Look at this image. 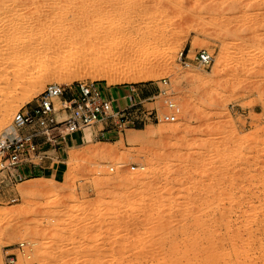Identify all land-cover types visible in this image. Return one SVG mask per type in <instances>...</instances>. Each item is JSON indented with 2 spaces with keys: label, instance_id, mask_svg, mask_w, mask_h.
<instances>
[{
  "label": "rangeland",
  "instance_id": "374dc122",
  "mask_svg": "<svg viewBox=\"0 0 264 264\" xmlns=\"http://www.w3.org/2000/svg\"><path fill=\"white\" fill-rule=\"evenodd\" d=\"M111 1L0 0V44L26 47L0 55L4 126L49 83L95 81L143 100L163 77L181 117L90 128L61 171L1 192L0 264L19 241L32 245L24 264H264V0ZM143 29L161 41L145 43ZM182 49L213 62L183 68ZM140 52L144 78L129 67Z\"/></svg>",
  "mask_w": 264,
  "mask_h": 264
},
{
  "label": "built area",
  "instance_id": "2783aa9c",
  "mask_svg": "<svg viewBox=\"0 0 264 264\" xmlns=\"http://www.w3.org/2000/svg\"><path fill=\"white\" fill-rule=\"evenodd\" d=\"M189 52L182 49L176 55L183 68L206 69L213 62L212 54L205 49L195 51L192 56ZM156 84V94L143 100L138 94L132 97L133 93L115 97L107 86L95 81L79 82L72 87L45 85L12 115L9 126L0 132V193L9 195L28 179L61 171L67 149L74 145L73 135L79 133L81 140L87 128L99 126V134L107 135L149 122H177L182 110L172 98L169 78L163 77ZM154 98L163 110L145 106V101ZM108 169L114 172V166ZM31 249L28 241L15 243L13 248L4 250L3 264H24L20 254Z\"/></svg>",
  "mask_w": 264,
  "mask_h": 264
},
{
  "label": "bare ground",
  "instance_id": "6f19581e",
  "mask_svg": "<svg viewBox=\"0 0 264 264\" xmlns=\"http://www.w3.org/2000/svg\"><path fill=\"white\" fill-rule=\"evenodd\" d=\"M113 1H114V0H113ZM113 1H111V2L113 3ZM116 1H118V0H116ZM116 1H115V2H116ZM147 1H148V0H147ZM147 1H146V2H147ZM150 1H151V0H150ZM109 2H110V1H109ZM95 8H96V7H95ZM96 9H97V8H96ZM111 9H112V8H111ZM103 10H104V9H103ZM117 10H118V9H117ZM117 10H116V11H117ZM109 11H110V10H109ZM113 12H114V10H113ZM122 12H124V11H122ZM114 13H115V12H114ZM118 13H119V11H118ZM126 13H127V12H126ZM120 14H122V13H121V10H120ZM124 14H125V13H124ZM99 15H100V14H99ZM114 15H115V14H114ZM106 16H107V15H106ZM124 16H125V15H124ZM104 18H105V17H104ZM126 18H128V16H127ZM130 18H131V17H130ZM39 19H40V18H39ZM39 19H37V21H38ZM124 19H125V17H124ZM131 19H132V18H131ZM127 20H128V19H127ZM40 21H41V19H40ZM79 21H80V20H79ZM38 22H39V21H38ZM107 22H108V21H107ZM124 22H125V21H124ZM130 22H134V23H135V21H130ZM138 22H139V21H138ZM39 23H41V22H39ZM39 23H37V25H38ZM84 23H85V22H84ZM86 23H87V22H86ZM134 23H133V25H134ZM140 23H141V22H140ZM26 24H27V23H26ZM28 24H29V23H28ZM28 24H27V25H28ZM33 24H34V27H35L36 24H35V23H33ZM76 24H77V23H76ZM87 24H89V23H87ZM87 24H86V25H87ZM92 24H93V23H92ZM106 24H107V23H106ZM128 24H129V21H128ZM23 25H25V24H23ZM23 25H21V26H23ZM30 25L32 26V24H30ZM40 25H41V24H40ZM40 25H39V26H40ZM42 25H43V24H42ZM42 25H41V26H42ZM77 25H78V24H77ZM79 25H81V24H79ZM82 25H84V24H83V21H82ZM82 25H81V27H82ZM96 25H97V24H96ZM99 25H100V27H101L102 24L99 23ZM99 25H98V27L96 26L97 29H94V28H93V29H94L95 31H98L99 28H100ZM103 25H104V24H103ZM112 25H115V24L112 23ZM112 25H111V23H110V24L108 23L107 26L110 27V26H112ZM135 25H137V24H135ZM138 25H139V24H138ZM39 26H38V27H39ZM87 26H88V25H87ZM94 26H95V25H94ZM104 26H105V25H104ZM104 26H103V28L105 29V31H107L106 28H105ZM116 26H117V25H116ZM116 26H114V27H116ZM119 26L122 27L121 24H120ZM127 26H128V25H127ZM142 26H143V25H142ZM145 26H146V25H145ZM27 27H28V26H27ZM27 27H26V28H27ZM36 27H37V26H36ZM77 27H78V26H77ZM77 27H76V28H77ZM83 27H84V26H83ZM92 27H93V26H92ZM117 27H118V26H117ZM130 27H131V26H130ZM137 27H138V26H137ZM137 27L135 26V27H133V28H131V29L134 30V29L137 28ZM139 27H140V26H139ZM16 28H18V27H16ZM16 28L14 27V29H16ZM73 28H74V26L72 27V29H73ZM122 28H124V31H126V30H125V28H127V27H126V24H125ZM7 29H8V28H7ZM11 29H12V28H11ZM14 29H12V30L8 29V30H10V31L7 30V32L10 33V32H12ZM21 29H22V28H21ZM27 29H28V28H27ZM27 29H25V26H24V30L26 31ZM30 29H33V28H30ZM37 29H38V28H37ZM37 29H36L35 31H34V30H33V31H34V32H37ZM63 29H64V28H63ZM77 29L80 30L81 28H80V29L77 28ZM107 29H108V28H107ZM109 29H110V28H109ZM115 29H116V28H115ZM120 29H121V28H120ZM120 29H119V30H120ZM127 29H128V32H129V28H127ZM139 29H140V28H139ZM141 29H142V28H141ZM141 29H140V30H141ZM145 29H146V28H145ZM145 29H143V30H145ZM148 29H149V28H148ZM3 30H4V29H3ZM18 30H19V28H18ZM18 30H14L13 33H14L15 31H18ZM78 30H77V32L82 33V32H80V31H78ZM100 30H101V29H100ZM100 30H99V31H100ZM119 30L117 29V32H118ZM135 30H136V31H135ZM135 30H134V31H135L137 34L140 33V31H139V33L137 32L138 29H135ZM155 30H156V29H154V31H155ZM158 30L160 31V29H158ZM5 31H6V30H5ZM19 31H22V32H23V30H19ZM27 31H28V30H27ZM29 31H30V32H29ZM29 31H28V33H27V32H26V33H27V34H31V30H29ZM103 31H104V30H103ZM105 31H104V33L109 34V33H111V32L114 33L116 30H115V31H114V30H113V31H110V30H109L110 32H109V31L105 32ZM152 31H153V30H152ZM154 31H153V32H154ZM156 31H157V30H156ZM156 31H155V33H156ZM3 32H4V31H2V33H3ZM22 32H21V34H22ZM75 32H76V31H75ZM108 32H109V33H108ZM117 32H116V33H117ZM119 32H122V30L119 31ZM128 32H127V34H129ZM135 32H134V34H135ZM149 32H150V31H149ZM153 32H152V33H153ZM160 32H161V31H160ZM9 33H8V34H9ZM13 33H12V34H13ZM124 33H125V32H124ZM144 33H146L147 36H142L143 38H144V37H145V38H144V39L141 38V39H142V41H144L145 43H149V44H150V43H152V42L155 43L157 40H158V42L161 41V39H160V40H159V39H156V38H157L158 36H160V34H161V33L159 34L158 31H157V33L159 34L158 36H157V33H156V34L153 33V35H152V34H151V35L148 34V33H147V30H145ZM6 34H7V33H6ZM6 34L4 33V35H6ZM8 34H7V35H8ZM15 34H17V32H16ZM15 34L11 35V33H10L9 36H12V39H13L14 36H16ZM21 34H20V35H21ZM77 34H78V33H77ZM111 34H112V33H111ZM111 34H110V35H111ZM119 34L122 35V33H119ZM146 34H145V35H146ZM20 35H17V37H19ZM104 35H106V34H104ZM140 35H142V34L140 33ZM143 35H144V34H143ZM1 36H2V35H1ZM1 36H0V37H1ZM70 36H71V35H70ZM128 36H129V35H128ZM130 36H131V35H130ZM135 36H136V35H135ZM163 36H164V35H163ZM137 37H138V35H137ZM140 37H141V36H140ZM161 37H162V36H160V37H158V38H161ZM6 38H7V37H6ZM6 38H5V39H6ZM8 38H9V37H8ZM8 38H7V39H8ZM134 38H135V37H134ZM165 38H166V36H165ZM9 39H11V37H10ZM12 39H11L10 41H12ZM141 39L138 38L137 40H141ZM155 39H156V41H155ZM14 40H16V39H14ZM163 40H164V39H163ZM10 41H9V42H10ZM16 41H18V40H16ZM1 42H2V40H1ZM1 42H0V43H1ZM3 42H4V41H3ZM6 42H7V41H6ZM14 42H15V41H14ZM14 42H11V43H14ZM22 42H23V41H22ZM11 43H10V44H11ZM20 43H21V42H19V44H20ZM23 43H24V42H23ZM145 43H144V44H145ZM153 43H152V44H153ZM4 44H5V43H4ZM4 44H3V45H4ZM8 44H9V43H8ZM8 44H7V43L5 44V45L8 46V48H6L7 46L5 47V46H3V45L0 44V45L2 46V47H0V55H4L3 53H5V54L8 53V54H12V56H13V55L15 56V55H17L18 53H22V52L26 51V47H23V46L21 45L22 43L20 44V47H19V45H16V44H15L16 46L13 44L12 46L9 47L10 44H9V45H8ZM25 45H26V44H24V46H25ZM17 46H18L19 48H18ZM21 46H22L23 48H22ZM3 47H5V48H3ZM147 50H148V49H147ZM137 51H138V50H137ZM138 52H139V51H138ZM141 52H143V51H141ZM141 52H140L139 54L137 53V56H136L137 58H135V59L132 61V62H133V63H132L133 65L130 64L129 67H130L131 69H132L133 67H137V70H136V69H135V70H136V71H140V74L142 73L141 75H143V78H144L145 68H146V65H147L149 59H147V58H145V57L143 58V56H144L145 54L142 55ZM144 52H145V51H144ZM135 55H136V53H135ZM146 55H147V54H146ZM10 56H11V55H10ZM123 58H124V57H123ZM126 59H127V58H126ZM0 64H1V63H0ZM5 64H6V63H5ZM2 65H4V64H2ZM127 65H128V64H127ZM4 66L6 67V65H4ZM1 68H3V66L0 67V70H1ZM114 68H115V67H114ZM3 69H4V68H3ZM127 69H128V68H127ZM149 69H150V68H149ZM111 70H113V69H111ZM133 70H134V69H133ZM135 70H134V71H135ZM2 71H3V70H2ZM3 72H4V71H3ZM112 72H114V70H113ZM128 72H130V75L133 74L131 70L128 71ZM0 73H1V72H0ZM137 73H138V72H137ZM135 74H136V73H135ZM109 75L111 76V74H109ZM110 76H109L107 79L109 80V82L113 83V82H112V81H113V79H112L113 76L111 77L112 80L109 79ZM133 76H134V74H133ZM137 76H138V74H137ZM114 78H115V77H114ZM125 78H126V77H125ZM146 78H147V77H146ZM140 79H141V77H140ZM108 80H107V81H108ZM127 80L130 81V78H128ZM124 81H125V80H124ZM131 81H132V79H131ZM109 82H108V83H109ZM117 82H118V81H117ZM4 120H5V116H3L2 118H0V127H4V128L6 129L9 125H7V126L5 127V126H4ZM3 130H4V129H3ZM3 130H1V131H3ZM85 131H88L89 134H90V136L93 137V132H92V130H91L90 128H87ZM44 179H48L49 182L52 180L51 178H48V177H44ZM45 181H46V180H45ZM38 186H39V185H38ZM38 186H36V187H38ZM40 187H41V186H40ZM38 188H39V187H38ZM43 188H45V187H43ZM39 189H40V188H39ZM39 189H38V190H39ZM41 189H42V188H41ZM38 190H37V191H38ZM43 190H44V189H43ZM39 191H41V190H39ZM25 256H26V254H25ZM26 258H27V259H30L31 257L28 255V256H26Z\"/></svg>",
  "mask_w": 264,
  "mask_h": 264
},
{
  "label": "crops",
  "instance_id": "0c3cea01",
  "mask_svg": "<svg viewBox=\"0 0 264 264\" xmlns=\"http://www.w3.org/2000/svg\"><path fill=\"white\" fill-rule=\"evenodd\" d=\"M146 90H149V89H146ZM126 91L127 90L124 89V88H122V87H119V88H109V92L111 93V95H113L115 97H121V96L125 95L127 93ZM88 135H89V132L88 131H85L84 132V136H83V138L81 140H79V138H80V135H79L78 139L75 140L74 145H76L79 141H81L82 143L88 142L89 141ZM43 177H45V176H43ZM47 177L53 179L51 176L50 177L47 176Z\"/></svg>",
  "mask_w": 264,
  "mask_h": 264
},
{
  "label": "trees",
  "instance_id": "16d2710c",
  "mask_svg": "<svg viewBox=\"0 0 264 264\" xmlns=\"http://www.w3.org/2000/svg\"><path fill=\"white\" fill-rule=\"evenodd\" d=\"M47 176H48V175H47ZM47 176H46V177H47Z\"/></svg>",
  "mask_w": 264,
  "mask_h": 264
}]
</instances>
